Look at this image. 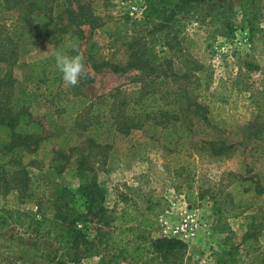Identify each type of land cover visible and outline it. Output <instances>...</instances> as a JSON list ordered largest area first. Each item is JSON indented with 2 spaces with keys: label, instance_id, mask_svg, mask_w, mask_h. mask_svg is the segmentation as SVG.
I'll return each mask as SVG.
<instances>
[{
  "label": "rangeland",
  "instance_id": "1",
  "mask_svg": "<svg viewBox=\"0 0 264 264\" xmlns=\"http://www.w3.org/2000/svg\"><path fill=\"white\" fill-rule=\"evenodd\" d=\"M51 2L60 27L80 7L78 48L89 76L75 87L62 81L47 98L28 65L38 46L19 42L10 101L28 100L50 140L35 158L0 163V264H264V0H190L167 23L143 20L145 0ZM48 14L35 12L30 21ZM25 15L0 10V22L26 24ZM130 46L142 50V70L127 64ZM8 68L0 63V77ZM151 80L163 108L173 102L175 124L189 130L184 145L149 121L117 154L94 150L82 169L88 107L78 99L118 86L128 95L140 84L149 90ZM56 151L68 159H53ZM24 171L32 189L22 183ZM91 182L99 187L93 203L81 187ZM58 206L81 234L66 254L43 227L12 222L17 213L21 220L55 216ZM180 218L194 224L193 236L172 234Z\"/></svg>",
  "mask_w": 264,
  "mask_h": 264
},
{
  "label": "trees",
  "instance_id": "2",
  "mask_svg": "<svg viewBox=\"0 0 264 264\" xmlns=\"http://www.w3.org/2000/svg\"><path fill=\"white\" fill-rule=\"evenodd\" d=\"M146 9L144 11V19H158L161 22H169L176 9L182 8L190 0H145ZM0 10L5 12L9 10H20L24 12L29 19L26 24L22 19L17 20L11 25L6 22H0V63L9 65L5 73L0 77V163L7 158L8 161H22L24 157L35 158L39 155L38 148L46 147L50 135H43V126L39 121L32 119L28 111L29 101L23 100L20 104L12 103V85L14 77L10 66L14 65L19 56V42L25 45H36L31 60L28 63L31 74L41 80L44 85L46 97L53 96L62 82L61 74L55 66L53 54L57 51L69 56L75 55L72 46L79 44L83 38V32L77 25V16L80 15V7L76 10H71L68 25L64 27L58 26L56 17L52 15L51 0H0ZM42 11L49 13L48 18H43L38 21H30V17L35 12ZM141 20L140 22H143ZM253 29L251 34L253 36ZM250 34V36H251ZM205 48L211 45V42H204ZM130 49L132 47L130 46ZM142 50L137 46L133 47L131 56L128 60L129 66L142 70L144 67L136 64L142 61ZM118 65L113 66V70L117 71ZM151 69V68H150ZM148 72H154V70ZM164 76L167 75L163 73ZM155 81L151 80V89L145 90V86L141 84L132 92L127 94V91L120 86L113 88L108 93L96 97L95 100L86 98L78 99L77 103L80 106L88 107L85 117L84 126L85 132L84 146L88 152L84 154V150L79 152L81 159L79 165L82 169L88 168V157L96 153L110 151L112 154H117L118 148L124 141L134 134L144 131L146 122H152L155 126H160L161 135L167 141H175L174 146L178 144L180 147L184 145L187 139L189 130L186 127L181 128L175 122L179 117L174 111L173 102L167 101L168 109L163 108V100L157 94L155 89ZM154 85V86H153ZM196 106L198 102H193ZM180 134V135H178ZM170 144V143H169ZM177 146V145H176ZM228 148V147H227ZM106 151V152H107ZM219 151L214 155H219ZM57 157L68 159V155H64L62 151H56L53 159ZM1 165V164H0ZM6 166V165H5ZM65 165L58 166L60 171H63ZM23 180L24 186L32 189L30 185V177L24 171ZM19 181H22L19 178ZM245 181H252L250 178H245ZM242 183L238 180L233 187L237 189ZM255 182L253 181V184ZM251 184V183H250ZM255 185L256 192H260L264 188H259ZM86 192L83 193L86 198L93 203L95 195L99 192V187L95 182L89 185H81ZM35 189V188H34ZM92 190V191H91ZM185 198L188 202L193 203L190 198V192H187ZM92 207V204L90 205ZM89 208V207H88ZM62 207L58 206L55 216H44V219L35 220L25 216L23 220L19 218L17 213L12 222L24 224H34L36 229L44 228V233L51 238L61 249L62 253L66 254L70 247L81 236L80 232L73 228V222L67 221L63 215ZM100 210V209H98ZM97 210V211H98ZM66 214V213H65ZM66 216H68L66 214ZM0 226H4L0 224Z\"/></svg>",
  "mask_w": 264,
  "mask_h": 264
},
{
  "label": "clouds",
  "instance_id": "3",
  "mask_svg": "<svg viewBox=\"0 0 264 264\" xmlns=\"http://www.w3.org/2000/svg\"><path fill=\"white\" fill-rule=\"evenodd\" d=\"M72 48L75 55L69 56L59 51L53 54L56 69L61 74L63 83L68 87H75L80 83L81 78L87 79L89 76L83 54L77 45H73Z\"/></svg>",
  "mask_w": 264,
  "mask_h": 264
},
{
  "label": "built area",
  "instance_id": "4",
  "mask_svg": "<svg viewBox=\"0 0 264 264\" xmlns=\"http://www.w3.org/2000/svg\"><path fill=\"white\" fill-rule=\"evenodd\" d=\"M176 203H172L171 209L175 208ZM182 207H184L186 210H188V205L186 201L183 199L182 202L180 203ZM195 215L194 212L187 214V217L191 218V222L193 221V216ZM181 221L176 223L174 226L171 228V232L175 237H179L180 239H185L190 236H193L195 232H193L194 224L192 226H188V222L184 218H180ZM166 227H169L166 225Z\"/></svg>",
  "mask_w": 264,
  "mask_h": 264
}]
</instances>
